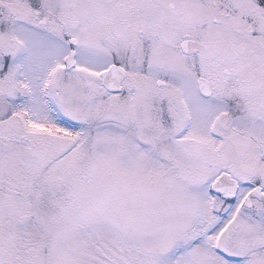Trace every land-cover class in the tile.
Here are the masks:
<instances>
[{"label": "snow or ice", "instance_id": "obj_1", "mask_svg": "<svg viewBox=\"0 0 264 264\" xmlns=\"http://www.w3.org/2000/svg\"><path fill=\"white\" fill-rule=\"evenodd\" d=\"M0 264H264V0H0Z\"/></svg>", "mask_w": 264, "mask_h": 264}]
</instances>
